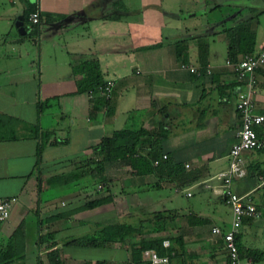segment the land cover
<instances>
[{"label":"crops","instance_id":"0c3cea01","mask_svg":"<svg viewBox=\"0 0 264 264\" xmlns=\"http://www.w3.org/2000/svg\"><path fill=\"white\" fill-rule=\"evenodd\" d=\"M176 1L0 0V197L15 198L0 223V241L21 225L23 264H47L35 242L38 232L54 233L60 264H126L130 251L122 244L83 248L63 243L90 233L96 223H132L160 209L172 221L152 236L163 238L162 247H172L164 255L167 264H227L222 241L210 229L227 230L230 223L216 174L226 170L227 152L236 141L234 103L241 86L224 67L221 30L248 21L256 51L264 41V27L255 10L239 2L231 5L236 10L225 22L199 24L195 13L183 12L181 0ZM215 4L202 13H211ZM31 6L40 15L38 33L21 39L14 22L17 17L22 22ZM180 40H186L184 65L190 67L199 66L196 43L206 44L203 69L208 73L180 68L173 46ZM90 60L97 62L102 79L112 82V90L106 109L89 117V103L76 92L70 66ZM255 78L254 112L264 114V66ZM49 116L55 122L47 126ZM64 119L68 126L58 130ZM115 121L123 123L111 126ZM125 127L158 132L155 149L169 167L145 175L130 174L126 166L108 170L121 176L120 196H110L93 210L74 211L90 191L62 194L56 189L59 194L54 195L48 190V176L68 159L88 153L101 136ZM42 132H51L49 140L55 143L39 150L37 162ZM69 148L73 154L62 156L60 149ZM242 157L244 173L232 179L230 189L264 208V187H257V177L264 175V142ZM154 189L167 191L154 199L126 201L127 195ZM112 209L118 214L114 222ZM235 242L242 264H264V216L243 219ZM247 249L262 255L253 260Z\"/></svg>","mask_w":264,"mask_h":264},{"label":"trees","instance_id":"16d2710c","mask_svg":"<svg viewBox=\"0 0 264 264\" xmlns=\"http://www.w3.org/2000/svg\"><path fill=\"white\" fill-rule=\"evenodd\" d=\"M34 9L31 6L22 17V27L25 33L20 37L21 39H30L38 33L37 24L31 25L28 29L25 24L27 15ZM221 33L225 40V60L236 62L244 55L257 51H254L253 32L248 21L238 23L233 27L222 28ZM185 43L186 40H180L173 44L174 56L179 61V66L186 63ZM196 50L198 68L203 70L206 44L198 41ZM70 74L75 77L76 92L83 93L87 98L89 117L95 112L106 109L108 99L99 94V89L103 87L105 81L100 75L97 62L80 61L70 66ZM234 79L236 80L235 77ZM32 130L33 133L37 134L36 127L33 126ZM157 136L158 132L143 127H125L113 130L101 136L91 145L88 153L68 159L66 165L61 167L62 169L49 175L48 190L52 192L59 188L66 190L65 188L72 187V191L75 189L82 194L92 190L74 208L75 212L93 210L108 203L111 200L108 187L112 180L108 170L126 166L130 174L145 175L158 171L162 167H169L166 159H161V155L156 152ZM50 137L51 132L40 133L36 151L37 162L39 150L44 145L55 143L54 139L49 140ZM153 160H157L155 166H152ZM95 184H98L99 187L94 192L92 187ZM256 207L263 208L261 206ZM168 214L167 210L160 209L148 212L144 219L132 223L120 220L114 223H96L90 229V233L71 238L63 244L83 248H102L122 244L130 251L129 261L126 264H148L146 260L140 259L142 251L152 250L157 256L168 255L171 251L170 245L167 248L162 247L163 238L152 236L153 233L163 232L167 229L166 224L172 221V216ZM235 240L236 234L234 235ZM35 242L44 251L47 264H60L53 232L45 234L38 232ZM22 243L21 225H17L4 241H0V264H23ZM236 248L240 257L241 251L237 244ZM246 253L251 255L253 260L262 255V252L251 249H247Z\"/></svg>","mask_w":264,"mask_h":264},{"label":"built area","instance_id":"2783aa9c","mask_svg":"<svg viewBox=\"0 0 264 264\" xmlns=\"http://www.w3.org/2000/svg\"><path fill=\"white\" fill-rule=\"evenodd\" d=\"M40 16L38 10L30 12L26 17V28L33 24H38ZM264 66V41L261 47L254 53L244 55L239 61H224V67L232 73L240 82V89L235 92L234 108L239 118V128L236 131V141L230 146L227 152V168L225 171L217 173L216 177L221 183V195L230 210V223L227 230H221L213 226L210 232L219 236L222 241L227 264H242L234 235L243 219H259L264 215V208L253 205L248 195H236L230 189L232 179L243 175L244 160L242 154L247 151L257 150L264 142V114L254 112L253 93L256 83L255 71ZM181 69H186L195 75L200 74L198 67H190L184 64ZM205 73L209 70L203 69ZM112 88L111 81H105L103 87L99 89V94L108 99ZM261 135V137L258 136ZM165 159V155L160 156ZM157 164V160L152 161V166ZM187 167L186 165H184ZM99 186H97L98 188ZM257 187H264V175L257 177ZM186 196L189 193H185ZM15 202L14 197H0V223L8 217L10 207ZM141 256L148 264H167L165 256H157L152 250H144Z\"/></svg>","mask_w":264,"mask_h":264},{"label":"rangeland","instance_id":"374dc122","mask_svg":"<svg viewBox=\"0 0 264 264\" xmlns=\"http://www.w3.org/2000/svg\"><path fill=\"white\" fill-rule=\"evenodd\" d=\"M214 1L216 2L215 5L217 6V8L211 10V13H209V12L202 13V11H204L205 7L207 5L208 6L213 5ZM175 2H177V1L174 0V3ZM235 2H239V5L245 4L248 7H252L253 10H255V13L254 12L253 13L256 14V16L258 14L257 22L259 23V25L264 27V0H263V2H260L259 0L258 1L257 0H205V3H203V0H181L180 5L183 8V12H186L188 10H190V12H194L195 13V17H193V18H194V20L197 23L200 24V23L205 22V20H207V19L216 20L218 22L219 21L225 22L224 20L227 19L228 17H230L235 12L236 8L234 6H231V5L235 4ZM260 10H262V11H260ZM226 22H228V21H226ZM120 120H121V118H120ZM45 121L47 123V126H49L50 124L52 125L53 121L55 122V117L52 119L49 116V118H47V120H45ZM122 123L123 122H118L117 123V121H115L113 124H111V126L113 125V127H118ZM60 126L62 128L66 129V126H68L67 119L66 120L64 119L62 121V123L58 122V125H57V129L58 130L60 129ZM115 130H117V129H115ZM65 132H66V130H65ZM109 132H111V131H109ZM62 152H63L62 156H69V155L73 154L71 148L65 149V150L64 149H60V153H62ZM109 176H111V179H112L109 182V187H110V189H109L110 191L109 192H111L110 196L114 199V198H117V197L120 196V191H119L120 188L119 187H120V182L121 181H119V178L121 176H119V174L117 172H115V170H111L109 172ZM97 186H99V185L95 184V186H93L92 189H97ZM65 189L66 190H62V189L59 188V191L62 194H66V192L72 191L73 188L72 187H68V188H65ZM73 191H76V190L74 189ZM90 191H92V190H90ZM166 191H167V189L166 190L154 189V190L149 191V192L137 191L138 193L134 192L133 195L130 196V197H129V195H127L126 201H127V203L130 204V202L132 200L134 201V200H137V199H140V198H142L143 200L150 199V198L154 199L158 195L164 194ZM52 193L54 195H58L59 194L58 191H52ZM112 211L110 212L112 214V217H111L112 221L111 222H114L116 220L118 214L115 212L114 209H112Z\"/></svg>","mask_w":264,"mask_h":264},{"label":"water","instance_id":"95a60500","mask_svg":"<svg viewBox=\"0 0 264 264\" xmlns=\"http://www.w3.org/2000/svg\"><path fill=\"white\" fill-rule=\"evenodd\" d=\"M14 26L16 27V31L18 34L20 35L24 34L25 31L22 27L21 17L16 18V21L14 22Z\"/></svg>","mask_w":264,"mask_h":264}]
</instances>
